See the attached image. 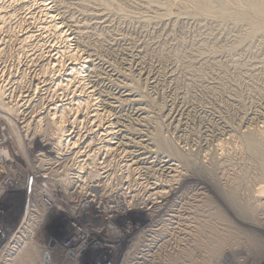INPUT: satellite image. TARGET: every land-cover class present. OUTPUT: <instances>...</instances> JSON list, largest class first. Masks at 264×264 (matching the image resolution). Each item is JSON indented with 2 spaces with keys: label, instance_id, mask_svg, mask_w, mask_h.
<instances>
[{
  "label": "rangeland",
  "instance_id": "obj_1",
  "mask_svg": "<svg viewBox=\"0 0 264 264\" xmlns=\"http://www.w3.org/2000/svg\"><path fill=\"white\" fill-rule=\"evenodd\" d=\"M50 1L47 0V3ZM105 1L110 2L109 6L96 0H62L63 5H60L67 11L64 16L71 24L86 26L88 36L82 39L85 46L87 43L86 50L96 51L97 54H93L112 64L111 67L117 72L131 75L128 82L138 95L139 105L134 107V104L130 106L124 103L123 111L116 113L109 112L108 108L103 109L102 103L96 102L87 111L80 109L78 112L74 107V111H77H70L67 118L70 119L68 128L72 136L77 137V146L73 149L70 146L71 150L64 147L63 158L56 160L55 150L47 152L53 146L42 148L41 135L31 136L32 132L39 135L33 130L36 119L25 122H30L28 130L32 132L24 130L23 119L30 117L25 114L32 108L42 110L63 99L71 101L73 94L81 96V84H77L79 82L76 80V84L72 83L69 87L57 88L53 85L52 76L42 75L39 67H36L42 59L40 54L47 50H63L67 44L55 39L51 32L41 30L40 15L33 0H0V16L4 14V20L0 19V84L3 85L1 90L4 94L0 97V103L5 105L11 100L14 104L13 107L9 106L11 103L6 104L14 108L11 114L0 106V130L9 133L12 141L10 149L18 152L22 163L28 164H25L27 174L24 183L27 185L28 178L41 173L57 190L61 200L57 210L40 207L45 210V218L39 223L29 222L27 226L30 231L25 233L26 240L19 238L15 242L14 233L22 228L21 221L28 208L41 204L34 199L28 200L24 183L25 187L21 188V185L20 189L4 191L0 195V264H48L45 260L48 238L59 242L69 233L67 217L62 213V209L67 208L64 203L74 208L84 200L85 194L92 192L85 187V192L65 194L60 181L57 182L60 175H70L75 189L77 185L81 188L82 184H94L99 187L98 192L101 190L97 195L122 196L130 204L137 201L141 204L138 207L143 206L141 209L135 208L129 218L142 221L150 232L146 231V239L143 233L135 234L131 241L120 244V264H264V181L238 137L249 131L264 139V29L250 36L245 21L206 18L192 14L184 7L176 13L178 16L175 14L178 18L168 16L163 8L158 7L160 1H157V6H149L143 0ZM50 6L54 11L53 5ZM94 14L98 19H93ZM158 16H162L161 21ZM29 33H33L34 37L26 42L21 41L22 36ZM69 38L72 39L69 42L71 48H75V39L72 35ZM82 53L85 54L84 48ZM118 82L115 80L113 84ZM140 94L142 97H139ZM138 106L142 109L145 107L143 112L148 115H136ZM95 108L102 112L106 109V117L89 112ZM115 118L119 119L116 121ZM120 119L125 123H121ZM106 125L114 127L110 133L102 130ZM157 125L161 126L162 136L173 142L177 149L193 154V165L185 166L170 157L171 164L175 163L176 166L173 164L169 171L161 168L159 159L166 154H162L164 150H160L156 144L153 145ZM18 138L22 140V151L26 152V157L17 145ZM108 143L109 147L105 148ZM77 151L80 155L87 152L97 155L96 169L89 164L90 158L80 156L75 159ZM48 158L55 159L56 163L53 165L54 161H47ZM77 164H81L80 167ZM99 173L104 177L100 181L96 178ZM74 177L79 180L76 181ZM258 189L262 190V195ZM153 191L163 193L152 196ZM144 194L151 196L147 195V198ZM260 195L262 199H259ZM130 197L134 198L133 201ZM154 208H157L152 213L154 216L148 219V214ZM26 218L33 221L29 216Z\"/></svg>",
  "mask_w": 264,
  "mask_h": 264
},
{
  "label": "bare ground",
  "instance_id": "obj_2",
  "mask_svg": "<svg viewBox=\"0 0 264 264\" xmlns=\"http://www.w3.org/2000/svg\"><path fill=\"white\" fill-rule=\"evenodd\" d=\"M11 1V0H10ZM49 1V0H48ZM62 0H51L49 3H47V0H33V5L35 6V8L37 9L38 11V14L40 15V28L41 30H43V32H51L50 34H53V36H55V39H59L60 42L62 43H66L67 45H65V48H62L63 50H54V51H51V50H47L45 52H43L41 55L42 59L39 60V64L37 65L36 64V67H39V71L42 73V75L46 74L47 76L50 75L52 76L51 78H53V85H55L57 88H61V87H69V85H73L72 83H75L78 81L79 83L77 84H81L80 86V95L76 96L75 94H73L72 96H74V98L71 100V101H67L66 100H61L60 103H57V104H52V106L50 105V107H45V109H42V110H37L32 108L30 110V112H27L25 115L26 117L30 115V117L27 119H23L25 123L27 120H32V118H35L36 120L33 121L34 122V132H38L39 135H36L35 133L32 132V130H28L30 127L29 125L31 126L30 122L28 123H25V126L23 127L24 130L27 132V131H30L32 132L31 133V136L32 137H35V136H40L41 135V147L42 148H46L48 145H51L53 146V148L51 149H47V152H51L52 153V150H55L57 154L55 159L56 160H59L60 157L63 158L64 154V147L67 148V149H70V146H72L71 148H76L75 146H77V137L76 135H73V133H71L70 129L68 128V125H70V119L68 120L67 118V114L69 113L70 114V111H74V107L78 110V112L80 111V109H84V110H88L91 108V106L95 105V102L96 103H99L101 104L102 103V107L103 109L104 108H108L110 111L109 112H122L123 111V104L124 103H129L128 105L131 106V104H134V107H136L135 105H139L138 104V101L139 99H137V96L135 94V91L132 87L131 84H129L128 80L130 78L129 75L127 74H124L123 73H120V72H117L116 70H114L111 65L112 64H108V62H105V60H101L99 58L101 57H97L96 55L93 54V52H95L97 54L96 51H93L91 50L88 51L86 50V46H87V43H86V46L85 44L83 43L82 39L84 37H87L88 34L86 33V26H80V24H74L73 23L71 24V22L65 18L64 14H65V11H64V8L61 6L63 5ZM81 1V0H80ZM83 1V0H82ZM119 1V0H118ZM130 1V0H129ZM134 1V0H133ZM157 1H160L159 5H158V2ZM16 2V0H15ZM90 2V1H89ZM92 2V1H91ZM96 2L98 3H101V4H104L107 6H109L108 4L110 2L108 1H105V0H99ZM114 2V1H113ZM136 2V1H135ZM134 2V3H135ZM143 2L147 3L149 6L150 5H155L159 8H163V10L165 12H167L166 14L168 16H171V15H174L179 11V9L181 10V8H186L188 9L192 14H196V15H199V16H204V17H213V18H216V19H226V18H233L235 19L236 21L238 22H243L245 21L248 26H249V31H248V34H250V36H253L259 32H261L263 29H264V0H143ZM12 3V2H11ZM10 3V4H11ZM47 3V4H46ZM77 3V2H76ZM123 3V2H122ZM144 3V4H145ZM21 4V3H20ZM52 4L53 5V9L54 11H51V6L49 7V5ZM61 4V5H60ZM81 4V3H80ZM79 4V6H80ZM90 4V3H89ZM113 4V3H112ZM127 4V3H125ZM124 4V5H125ZM116 5V4H115ZM120 5V4H119ZM118 5V6H119ZM11 6V5H10ZM97 6V5H96ZM147 6V5H146ZM154 6V8H156ZM65 7V6H64ZM75 7V6H74ZM82 7V6H81ZM98 7V6H97ZM100 7V6H99ZM117 7V6H116ZM123 7V6H122ZM134 7V6H133ZM67 8V7H65ZM94 8V7H92ZM101 8V7H100ZM110 8V7H109ZM120 8V7H119ZM137 8V7H136ZM35 9V10H36ZM99 9V8H98ZM117 9V8H116ZM89 10V9H88ZM107 10V9H106ZM105 10V11H106ZM109 10V9H108ZM127 10V9H126ZM139 10V9H138ZM146 10V9H145ZM149 10V9H148ZM155 10V9H154ZM157 10V9H156ZM155 10V11H156ZM159 10V9H158ZM98 11V10H97ZM101 11V10H100ZM117 11V10H116ZM120 11V10H119ZM162 11V9H161ZM184 11V10H183ZM67 12V11H66ZM90 12V11H89ZM123 12V11H122ZM138 12V11H137ZM189 12V13H190ZM96 13V12H95ZM100 13V12H98ZM112 13V12H111ZM156 13V12H155ZM15 14V13H14ZM158 14V13H157ZM164 14V15H166ZM4 15V14H3ZM1 15L0 16V19L4 20V16ZM93 15V13H92ZM95 15V14H94ZM97 15V13H96ZM94 16L93 19H98V15L97 16ZM163 16V14H161ZM177 15V14H176ZM187 15V14H186ZM11 16V15H10ZM14 16V15H13ZM57 16H59L62 20V22H60L57 18ZM89 16H90V13H89ZM88 16V17H89ZM101 16V15H99ZM110 16V15H109ZM139 16V15H138ZM149 16V15H148ZM157 16V15H156ZM162 16H158V19L159 21H161V17ZM168 16H167V19H168ZM178 16V15H177ZM175 16V17H177ZM194 16V15H193ZM69 17V16H68ZM85 17V16H84ZM91 17V16H90ZM97 17V18H96ZM108 17V16H107ZM106 17V18H107ZM72 18V17H71ZM86 18V17H85ZM100 18V17H99ZM109 18V17H108ZM149 18V17H148ZM178 18V17H177ZM191 19V18H190ZM85 20V19H84ZM87 20V19H86ZM177 20V19H176ZM198 20V19H197ZM59 21V22H57ZM75 21V20H74ZM81 21V20H80ZM94 21V20H92ZM153 21V20H151ZM157 21V20H156ZM155 21V22H156ZM163 21V19H162ZM180 21V20H179ZM34 22V21H33ZM108 22V21H107ZM209 22V21H208ZM83 23V22H82ZM101 23V22H100ZM104 23V22H103ZM153 23V22H152ZM196 23V22H195ZM87 24V23H86ZM85 24V25H86ZM96 24V23H95ZM95 24H93L95 26ZM161 24V23H160ZM163 24V23H162ZM176 24V23H175ZM79 25V26H78ZM155 25V24H154ZM173 25V24H172ZM221 25V24H220ZM89 26V25H88ZM163 26V25H162ZM207 26V25H206ZM110 27V26H109ZM150 27V26H149ZM157 27V25H156ZM161 27V26H160ZM167 27V26H166ZM91 28V27H90ZM174 28V26H173ZM209 28V27H208ZM67 29V30H65ZM104 29V28H103ZM112 29V28H111ZM168 29V28H167ZM91 30V29H90ZM105 30V29H104ZM68 31H70L69 34ZM88 31V30H87ZM104 32V31H103ZM34 33V32H33ZM33 33H29V34H26L24 36H22L23 38L21 39V41H27L28 39H31L32 37H34V34ZM33 34V35H32ZM95 34V33H94ZM103 34V33H102ZM47 35V34H46ZM73 36V39H75V42H76V47L75 48H71L72 46H70L69 42H71L72 39H70L69 37L70 36ZM97 35V34H96ZM93 36V35H92ZM101 36V35H100ZM219 36V35H218ZM94 37V36H93ZM96 37V36H95ZM94 37V38H95ZM115 37V36H114ZM44 38V37H43ZM157 38V37H156ZM54 39V41H55ZM124 40V39H123ZM153 40V39H152ZM160 40V39H159ZM172 40V39H171ZM52 41V40H51ZM87 41V40H86ZM101 41V40H100ZM130 41V40H129ZM31 42V41H30ZM140 42V41H139ZM74 43V42H73ZM99 43V42H98ZM41 44V43H40ZM95 44V43H94ZM101 44V42H100ZM155 44V43H154ZM63 45V44H62ZM89 45V44H88ZM91 45V43H90ZM89 45V46H90ZM99 44H97L98 46ZM96 46V45H95ZM96 46V47H97ZM151 46V45H150ZM149 46V47H150ZM153 46V45H152ZM178 46V45H177ZM63 47V46H62ZM82 50H81V49ZM83 48H84V51H85V54L82 53L83 51ZM92 48V46L90 47V49ZM99 48H101L99 46ZM110 48V47H109ZM232 48V47H231ZM19 49V48H18ZM104 49V48H103ZM162 49V48H161ZM164 49V48H163ZM230 49V48H229ZM102 50V49H101ZM100 50V51H101ZM106 51V50H105ZM113 51V50H112ZM232 51V50H231ZM159 52V51H158ZM176 52V51H175ZM145 53V52H144ZM230 53V52H229ZM38 54V53H37ZM65 54H66V59H64L65 57ZM84 54V55H83ZM136 54V53H135ZM39 55V56H40ZM103 55V54H102ZM105 55V54H104ZM139 55V54H138ZM99 56V55H98ZM111 56V55H110ZM133 56V55H132ZM103 57V56H102ZM147 57V56H146ZM27 58V57H26ZM192 58V57H191ZM39 59V58H38ZM108 59V58H107ZM106 59V60H107ZM158 59V58H157ZM170 59V58H169ZM34 60V59H33ZM32 60V61H33ZM177 61V60H176ZM195 61V60H194ZM129 62V61H128ZM190 62V61H188ZM34 63V62H33ZM36 63V62H35ZM202 63V62H201ZM32 64V63H31ZM156 64V63H155ZM195 64V63H194ZM198 65V64H197ZM114 66V65H113ZM202 66V65H201ZM130 67V66H129ZM140 67V66H139ZM161 67V66H160ZM190 67V66H189ZM192 67V66H191ZM205 67V66H204ZM170 68V67H169ZM12 69V68H11ZM198 69V68H197ZM201 69V68H200ZM149 70V69H148ZM6 71V70H5ZM120 71V70H119ZM142 71V70H141ZM104 72H106V76H104ZM131 72V71H130ZM174 72V70H173ZM180 72V71H179ZM38 73V72H37ZM108 74V75H107ZM139 74V73H138ZM185 74V73H184ZM41 75V74H40ZM154 75V74H153ZM157 76V75H156ZM168 76V75H167ZM183 76V75H182ZM199 76V75H198ZM46 77V76H45ZM2 78V77H1ZM43 78V77H42ZM111 78H113L112 80H110ZM135 78V77H134ZM198 78V77H197ZM50 79V78H49ZM119 80L118 83L116 84H113V82L115 80ZM131 79V78H130ZM140 79V78H138ZM77 80V81H76ZM114 80V81H113ZM121 80V81H120ZM144 80V79H143ZM58 83H57V82ZM85 81L87 82V84L85 83ZM188 81V80H187ZM55 82L57 84H55ZM117 82V81H116ZM131 82V81H130ZM193 82V81H192ZM183 83V82H182ZM198 83V82H196ZM6 84V83H5ZM39 84V83H38ZM74 84V85H75ZM136 84V83H135ZM152 84V83H151ZM157 84V83H156ZM191 84V83H190ZM23 85V84H22ZM52 85V84H51ZM155 85V84H154ZM216 86V85H215ZM1 87H3V85L0 84V97L4 96L3 94V91L1 90ZM25 87V86H24ZM51 87V86H50ZM55 87V88H56ZM72 87V86H71ZM76 88V87H75ZM154 88V87H153ZM191 88V87H190ZM69 89V88H68ZM66 89V90H68ZM218 89V88H217ZM114 91V92H111V91ZM73 91V90H72ZM137 91V90H136ZM191 91V90H190ZM22 92V91H21ZM56 92V91H55ZM217 92V91H216ZM61 93V92H60ZM68 93V92H67ZM222 93V92H221ZM65 94V93H64ZM173 94V93H172ZM144 95V94H142ZM185 95V94H184ZM62 96V95H61ZM12 97V96H11ZM10 97V98H11ZM19 97V96H18ZM139 97H142L141 94ZM138 97V98H139ZM4 98V97H3ZM55 98V97H54ZM64 98V97H63ZM69 98V97H68ZM1 99V98H0ZM6 99V98H5ZM8 99V98H7ZM20 99V98H19ZM41 99V98H40ZM141 99V98H140ZM208 99V98H207ZM216 99V98H215ZM2 100V99H1ZM75 100V101H74ZM142 100V99H141ZM181 100V99H180ZM67 101V102H65ZM94 101V102H93ZM145 101V100H144ZM2 102V101H1ZM12 101L8 100V103H11ZM14 102V101H13ZM141 102V101H140ZM139 102V103H140ZM143 102V101H142ZM183 102V100H182ZM202 102V101H201ZM146 103V102H145ZM186 103V102H185ZM1 104V103H0ZM4 105V103H2L0 106H3L4 108H6L8 111H9V114L13 113L14 111V108L12 103L9 105L12 107H7V105ZM15 104H17L15 102ZM146 105V104H145ZM49 106V105H48ZM124 106H127V104H125ZM181 106V105H180ZM43 107V108H44ZM204 107V106H203ZM208 107V106H207ZM21 107H18L17 109H19ZM41 108V107H40ZM125 108V107H124ZM145 108V107H144ZM144 108L142 109L141 107L139 108V106L135 109V114L136 115H142L145 111ZM149 108V107H148ZM186 108V107H184ZM188 108V107H187ZM186 108V109H187ZM5 109V110H6ZM16 109V111H18ZM28 109V108H27ZM26 109V110H27ZM75 109L74 112H76L77 110ZM105 109V110H106ZM127 109V107L125 108ZM133 109V108H132ZM170 109V108H169ZM178 109V108H177ZM180 109V108H179ZM105 110H103L104 112H101L99 110H97L96 108L95 109H91L89 110V112H95V114L97 116H105V114H107L105 112ZM129 110V109H128ZM159 110V109H158ZM2 111V110H1ZM25 111V109L22 111L21 110V113H23ZM72 111V112H73ZM82 111V110H81ZM131 111V110H130ZM129 111V112H130ZM20 112V111H19ZM182 112V111H180ZM185 112V111H184ZM20 113V114H21ZM116 113V112H115ZM147 114V112H145ZM144 113V114H145ZM149 113V112H148ZM173 113V112H172ZM190 113V112H189ZM16 114H19V113H16ZM109 114V113H108ZM118 114V113H117ZM125 114V113H124ZM32 115H34L32 117ZM114 115V114H113ZM148 115V114H147ZM115 116V115H114ZM117 116V115H116ZM119 116V115H118ZM133 116H134V113H133ZM156 116V115H155ZM25 117V116H24ZM154 117V116H153ZM97 118V117H96ZM120 118V116H119ZM119 118H115V120L117 121ZM123 118V117H121ZM127 118V117H126ZM125 118V119H126ZM138 118V117H137ZM141 118V117H140ZM144 116H142V120H143ZM149 118V117H148ZM98 119V118H97ZM124 119V118H123ZM130 119V118H129ZM146 119V118H145ZM150 119V118H149ZM34 120V119H33ZM96 120V119H95ZM113 120V119H112ZM128 120V119H127ZM132 120V119H131ZM140 120V119H139ZM179 120V119H178ZM100 121V120H99ZM102 121V120H101ZM125 121V120H124ZM122 121V122H124ZM136 121V120H135ZM134 121V122H135ZM145 121V120H144ZM150 121V120H149ZM173 121V120H172ZM32 122V121H31ZM88 122V121H87ZM119 122V121H118ZM120 122H121V119H120ZM121 122V123H122ZM140 122V121H139ZM147 122V121H146ZM100 123V122H99ZM125 123V122H124ZM111 124V123H110ZM74 125V124H73ZM97 125V124H96ZM120 125V123H119ZM123 125V124H122ZM126 125V124H125ZM123 125V126H125ZM215 125V124H214ZM98 126V125H97ZM128 126V125H127ZM143 126V125H142ZM147 126V125H146ZM227 126V125H226ZM70 127V126H69ZM113 127V126H112ZM111 126H105V128L103 127L102 130L105 132V133H110L111 132ZM161 126L157 125L155 128H154V137H153V140L155 141V143L153 145L156 144V146L160 149V150H164L162 154H166V155H162L163 157L160 160V162L163 164H160L163 168L165 169V171H169L171 169V166L173 164H171V161L172 159H169L170 157L171 158H174V159H177L179 162H181L182 164H184L185 166H190V165H193L192 162L194 163V158H193V154H187L185 152H182V150L180 151L179 149H177V147L173 144V142H170L169 140L165 139L162 134L160 133L161 131ZM22 128V129H23ZM96 128V127H95ZM114 128V127H113ZM224 128V126H223ZM248 128V127H246ZM119 129V128H118ZM125 129V128H124ZM128 129V127H127ZM239 129V128H238ZM134 130V129H133ZM136 130V129H135ZM140 130V129H139ZM229 130V129H228ZM258 130V129H257ZM256 130V131H257ZM113 131V130H112ZM119 131V130H118ZM122 131V128L121 130ZM127 131V130H126ZM138 131V130H137ZM224 131V130H223ZM254 131V130H253ZM123 132V131H122ZM121 132V133H122ZM129 132V131H128ZM140 132V131H139ZM137 132V133H139ZM242 132V131H241ZM232 133V132H231ZM263 133V132H262ZM30 134V133H29ZM152 134V133H151ZM110 135V134H109ZM128 135V134H126ZM125 135V136H126ZM135 135V134H134ZM144 135V134H143ZM237 135V134H236ZM261 135V134H260ZM122 136V134H121ZM124 136V135H123ZM130 136V135H129ZM229 136V135H228ZM259 135H255L254 133L252 132H249L247 131L246 133L243 132V134H239L238 137L240 138V141H241V144L243 146V149L246 153V155L250 158V160L255 163V167L257 168V171H259L260 173V178L261 180L264 181V139L262 140V136L261 139L258 137ZM134 137V136H133ZM130 138V137H129ZM138 138V137H137ZM141 138V137H140ZM145 138V137H144ZM35 139V138H33ZM125 139V138H124ZM132 139V137H131ZM135 139V138H134ZM171 139V138H170ZM21 139H17V145H19L18 147L21 149L22 151V140L20 141ZM128 140V139H127ZM36 141V140H35ZM142 142V141H140ZM145 142V141H143ZM147 142V141H146ZM228 142V141H227ZM103 144H105L103 142ZM190 144V143H189ZM220 144V143H219ZM119 145H121L119 143ZM149 145V144H148ZM147 145V146H148ZM118 146V145H117ZM146 146V145H145ZM89 147V146H87ZM102 147H105V145H102ZM101 147V149H102ZM109 147V143L107 144V146L105 148ZM100 148V147H99ZM129 148V147H128ZM139 148V147H138ZM148 148V147H147ZM156 149V147H154ZM80 149V148H79ZM86 149V148H85ZM111 149V148H110ZM116 149V148H115ZM149 149V148H148ZM71 150V149H70ZM69 150V152H71ZM91 150V149H90ZM99 150V149H98ZM143 150V149H141ZM67 151V150H66ZM80 151V150H79ZM77 151L75 154H74V158H78L80 156H84L86 158H90L91 160V163L89 164H92L93 168L96 169V165H97V162H96V156L93 152L91 153H88L87 154H82L80 155V152ZM96 151V150H95ZM145 151V150H144ZM149 151V150H148ZM150 151H152L150 149ZM158 151V150H157ZM23 152V151H22ZM193 152V151H192ZM102 153V152H101ZM112 153V152H111ZM149 153V152H148ZM152 153V152H150ZM155 153V152H154ZM153 153V154H154ZM157 153V152H156ZM25 157L27 155L26 152L22 153ZM41 154V153H40ZM54 154V155H55ZM221 155V154H219ZM42 156V154H41ZM138 156V155H137ZM66 157V156H65ZM112 157V156H111ZM143 157V155H142ZM146 157V155H145ZM149 157V155H148ZM151 157V155H150ZM154 157V156H153ZM157 157V156H156ZM73 158V156H72ZM73 158V159H74ZM83 158V157H82ZM80 158V159H82ZM141 158V157H140ZM158 158V157H157ZM156 158V159H157ZM55 159H49L47 161H54L53 162V165L56 163V160ZM69 159V158H68ZM72 159V160H73ZM134 159V158H133ZM138 159V158H137ZM145 159V158H144ZM155 159V158H154ZM152 159V160H154ZM155 159V160H156ZM213 159V158H212ZM65 160V159H64ZM85 160V159H84ZM139 160V159H138ZM146 160H149L146 158ZM152 160H150L152 162ZM158 160V161H159ZM214 160V159H213ZM212 160V161H213ZM220 160V159H219ZM66 161H67V158H66ZM70 161V160H69ZM80 161V160H79ZM83 161V159H82ZM136 162V160H134ZM141 161V159H140ZM145 161V160H144ZM143 161V162H144ZM176 161V163L178 162ZM30 162V161H29ZM65 162V161H64ZM78 162V161H77ZM81 162V161H80ZM138 162V161H137ZM155 162V161H154ZM152 162V163H154ZM178 162V163H179ZM59 163V162H58ZM139 163V162H138ZM156 163H159L156 161ZM88 164V165H89ZM147 164V163H146ZM205 164V163H204ZM78 165V164H77ZM81 165V164H80ZM80 165H78L80 167ZM126 165V164H125ZM156 165V164H155ZM65 166V165H64ZM83 166V165H82ZM98 166V165H97ZM107 166V165H106ZM129 166V165H128ZM140 166V165H139ZM174 166V165H173ZM176 166V164H175ZM182 166V165H181ZM66 167V166H65ZM84 167V166H83ZM88 167V166H87ZM215 167V166H214ZM99 168V167H98ZM150 168V167H149ZM182 168V167H181ZM82 170V168H79ZM85 169V168H84ZM89 169V168H88ZM145 169V168H144ZM160 169V168H159ZM173 169V168H172ZM184 169V168H183ZM48 170V169H46ZM93 170L94 172V169H91ZM99 170V169H98ZM161 170V169H160ZM175 170V169H174ZM186 170V169H185ZM189 170V169H188ZM193 170V169H192ZM196 170V169H195ZM198 170V169H197ZM50 171V170H49ZM64 171V170H63ZM70 171V170H69ZM89 171V170H88ZM97 171V170H95ZM102 171V170H101ZM157 171V170H156ZM164 171V170H162ZM172 171V170H171ZM170 171V172H171ZM179 171V170H178ZM210 171V170H209ZM55 172V171H54ZM82 172V171H81ZM175 172V171H173ZM195 172V171H194ZM96 173V172H95ZM98 173V172H97ZM177 173V172H176ZM199 173V172H198ZM65 174V172H64ZM86 174V173H85ZM168 174V173H167ZM202 174V173H201ZM200 174V175H201ZM52 175V174H51ZM57 175V174H56ZM54 176V175H53ZM70 175H63L61 177L60 175V179L58 180L57 179V182L60 181V184L62 185V189H64V193L68 195L70 194H78V193H82L85 189V187H88V190L90 189V191L92 192V195H97V193H101V190L98 192L97 189H99L98 186H94V184L92 185H83L81 183V181H79L82 185H81V188L78 186H76V189L74 188V185L72 184V181L70 180ZM90 176V174H89ZM177 176V175H176ZM57 177V176H56ZM69 177V178H68ZM76 177V176H75ZM74 177V178H75ZM92 177V176H91ZM96 177V176H95ZM78 178V176L76 177ZM75 178V179H76ZM82 178V177H81ZM97 179H99V181L101 179H104V177H101V174L99 173L98 176L96 177ZM180 178V177H179ZM84 179V178H83ZM171 179V178H170ZM73 180V178H72ZM79 180V179H76V181ZM87 180V179H86ZM85 180V181H86ZM93 180V179H92ZM74 181V180H73ZM98 181V182H99ZM174 181V180H173ZM78 182V183H79ZM88 182V181H87ZM207 182V181H206ZM105 183V182H104ZM59 184V185H60ZM76 185V183H74ZM87 184V183H86ZM90 184V183H89ZM58 185V184H57ZM80 185V184H79ZM96 185V184H95ZM98 185V184H97ZM101 185V184H100ZM99 185V186H100ZM103 185V183H102ZM149 186V185H148ZM60 187V186H59ZM187 187V186H186ZM105 188V187H104ZM107 188V187H106ZM156 188V187H154ZM153 188V189H154ZM148 189V188H147ZM152 189V188H151ZM79 192H78V191ZM87 190V188H86ZM87 190V191H88ZM190 190V189H189ZM67 191V192H66ZM86 191V192H87ZM104 191V190H102ZM107 191V190H106ZM152 191V190H151ZM259 191V189L257 190ZM85 192V191H84ZM105 192V191H104ZM161 192V191H160ZM160 192L159 193H153L151 192V195H155V194H159L158 196H160ZM90 193V192H89ZM163 193V192H161ZM259 193H261L262 195V190L259 191ZM258 193V195H259ZM85 194V193H84ZM146 194V193H145ZM144 194V195H145ZM149 195V194H147ZM147 195H145L144 197H146ZM149 195V196H151ZM260 195V197H261ZM78 196V195H77ZM147 196V198L149 197ZM108 197V196H107ZM110 197V196H109ZM155 197V196H154ZM162 197V196H161ZM254 197V196H253ZM257 197V196H256ZM131 198V197H130ZM133 198V197H132ZM131 198V200H132ZM156 198V197H155ZM228 198V197H227ZM134 199V198H133ZM154 199V198H152ZM259 199H262L259 198ZM257 200V201H260V200ZM155 200V199H154ZM184 200V199H183ZM133 201V200H132ZM144 201H146L144 199ZM254 201V200H253ZM130 202V201H129ZM139 202V201H138ZM152 202V201H151ZM154 202V201H153ZM80 203V202H79ZM144 203V202H143ZM33 204V203H32ZM36 204V203H35ZM146 204V202H145ZM149 204V202H148ZM152 204V203H151ZM150 204V205H151ZM31 205V204H30ZM82 205L84 207L86 206H90V203L88 204V202H83ZM138 205H141L140 203H137V201H133L132 204L129 203L128 207H129V210L131 211L132 209L134 208H139L141 209V207H138ZM189 205V204H188ZM263 205V204H262ZM241 206V205H240ZM264 206V205H263ZM39 207V208H38ZM36 206V205H33L31 207L28 208L27 212H26V216L30 217L33 219V221H31L30 219H27L26 216L23 217V220L21 221L22 223V228L20 230H17L15 231L14 233V238L15 239V242L16 240H20L19 238H24L25 239V233L27 232V230L30 228L28 227V223L29 222H35V223H39L40 220H43L46 216V213H45V210H42V209H46L44 208L42 205L41 206ZM40 207H42V209H40ZM245 207V206H243ZM257 207V206H256ZM65 208V207H64ZM63 208V209H64ZM242 208V206H241ZM166 209V208H165ZM258 209V208H257ZM47 210V209H46ZM65 211H68L67 208L64 209ZM135 210V209H134ZM157 210V208L150 213L148 214L149 217H147L148 219L152 216H154L152 213H154V211ZM244 211V210H243ZM163 213V212H161ZM163 218V217H162ZM166 223V222H165ZM148 226V225H147ZM149 227V226H148ZM163 229V228H162ZM30 230H28L29 232ZM146 229H144L143 232H140V233H137V235L139 234H142L144 235L143 238L146 237V233L147 232H150V231H147ZM18 235V236H16ZM142 235V236H143ZM141 236V237H142ZM150 236V235H149ZM159 236V235H158ZM140 237V236H139ZM140 237V238H141ZM154 237V236H153ZM152 238V237H151ZM166 238V237H165ZM146 239V238H145ZM143 240V239H142ZM151 240V239H150ZM153 240V239H152ZM144 242V241H143ZM142 247V246H141ZM139 252V251H138ZM146 256V255H145ZM45 260H47V258H45Z\"/></svg>",
  "mask_w": 264,
  "mask_h": 264
},
{
  "label": "built area",
  "instance_id": "obj_3",
  "mask_svg": "<svg viewBox=\"0 0 264 264\" xmlns=\"http://www.w3.org/2000/svg\"><path fill=\"white\" fill-rule=\"evenodd\" d=\"M11 143L9 133L0 130V195L20 189L27 174V162L22 163L18 152L10 149ZM26 183L28 200L34 199L50 211L58 209L60 196L41 173L28 178ZM84 201L90 206L84 207ZM64 205L68 211L62 209V213L67 217L69 233L54 247L49 246L53 239L48 238L45 250L48 264H120V244L131 241L133 235L147 229L142 221L129 218L135 208L130 211L129 201L122 196L87 193L74 208ZM95 218H98L97 223L93 222Z\"/></svg>",
  "mask_w": 264,
  "mask_h": 264
},
{
  "label": "water",
  "instance_id": "obj_4",
  "mask_svg": "<svg viewBox=\"0 0 264 264\" xmlns=\"http://www.w3.org/2000/svg\"><path fill=\"white\" fill-rule=\"evenodd\" d=\"M93 222L97 223V222H98V218H95V219L93 220ZM55 244H56V242H55L54 240H52V241L50 242L49 246H50V247H54ZM44 264H47V263H44Z\"/></svg>",
  "mask_w": 264,
  "mask_h": 264
}]
</instances>
